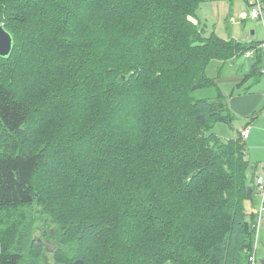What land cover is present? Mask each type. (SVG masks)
Listing matches in <instances>:
<instances>
[{
  "label": "trees",
  "instance_id": "16d2710c",
  "mask_svg": "<svg viewBox=\"0 0 264 264\" xmlns=\"http://www.w3.org/2000/svg\"><path fill=\"white\" fill-rule=\"evenodd\" d=\"M202 1L0 0V206H38L58 238L50 258L26 227L11 251L0 234V264H246L254 169L241 135L209 133L234 114L208 67L254 49L261 76L264 53L204 36Z\"/></svg>",
  "mask_w": 264,
  "mask_h": 264
},
{
  "label": "rangeland",
  "instance_id": "374dc122",
  "mask_svg": "<svg viewBox=\"0 0 264 264\" xmlns=\"http://www.w3.org/2000/svg\"><path fill=\"white\" fill-rule=\"evenodd\" d=\"M192 20L199 26V29L202 30L204 36H208L212 32H215L220 37H231L235 34L239 39H244L247 35L251 34V31L248 28L254 23L251 19L246 21L243 20L242 14L240 11H237L235 3L219 2V0H203L196 9ZM258 22L261 24L260 21ZM261 26L263 28L262 24ZM241 62L242 58L239 57L237 64H241ZM247 62L248 64L251 63L249 59H247ZM227 65L222 66L218 61H215L208 67L209 75L216 79L219 87L222 83L221 80L228 75L227 73L230 70ZM231 77H233V75ZM231 77L228 76V79ZM47 81L48 80L37 79L36 77L33 82H31V85L30 83H26L19 86L13 85V87L18 97L28 98V96L33 97L39 95V88L44 86V83ZM215 88L216 87H207L197 89L193 95L197 98L213 97L215 95ZM209 133L217 135L222 140H228L238 136L237 130L234 129V123L232 122H218ZM260 134L262 133L259 131H253V139L257 142H263L264 140H261ZM262 137H264V134H262ZM29 144L32 143L26 142L22 139L20 142V150L23 152L28 151L33 147V144ZM245 145L247 158L250 161L251 168L254 169L255 176L264 173L263 162L259 163L257 161L260 157V149L255 148L249 150L247 142ZM253 185L255 186L254 183ZM251 207L252 209H255V206L253 207V204L249 203V209H251ZM24 227H26L27 232L29 230L31 231V235L28 236L30 241L38 239L39 241L46 243V250L49 252V255L56 249V246L58 245V238L55 231L56 228L49 218L41 214L38 206H29L26 204H20L17 206H0V234L3 240L4 251H11L22 244L23 246L25 245L22 236ZM262 253H264V233L260 257L262 256ZM49 257L52 258V255ZM50 258L49 260H51ZM51 262L53 261L51 260ZM162 264H173V262L169 260Z\"/></svg>",
  "mask_w": 264,
  "mask_h": 264
},
{
  "label": "crops",
  "instance_id": "0c3cea01",
  "mask_svg": "<svg viewBox=\"0 0 264 264\" xmlns=\"http://www.w3.org/2000/svg\"><path fill=\"white\" fill-rule=\"evenodd\" d=\"M220 1L235 3L236 9L241 12L243 20L246 21L251 19L252 22H254L248 28L251 34L247 35L244 39L237 38L235 34L231 37L223 36V38H233L237 41L251 44L260 43L263 40L264 29L261 26L262 23L260 24L258 22L259 20L257 21L249 16V0H219V2ZM237 63L238 58H236L235 61L229 62V64L227 63L228 65L225 64L230 70L227 73L228 75L221 80L220 89L224 95L228 96L227 102L232 111V115L234 114L232 123H234V129L237 130L238 136L241 135L243 129L246 127L249 128V135L244 140L245 144L246 142L248 143L249 150L255 148L260 149V157L257 161L259 163L263 162L264 164V141L257 142L253 139V131H259L264 134V73H260L261 76H256L255 73H252L254 68L252 62L248 64L247 59L244 57H242L241 64ZM246 74L250 75L245 78ZM232 75L233 77H231ZM228 76L231 78L228 79ZM262 134H260V137L261 140H264ZM252 172L254 171H251V173Z\"/></svg>",
  "mask_w": 264,
  "mask_h": 264
},
{
  "label": "built area",
  "instance_id": "2783aa9c",
  "mask_svg": "<svg viewBox=\"0 0 264 264\" xmlns=\"http://www.w3.org/2000/svg\"><path fill=\"white\" fill-rule=\"evenodd\" d=\"M249 16L252 19L261 21L264 29V1L263 0H249ZM259 47L263 49L264 53V37L259 43ZM254 54V49H249L245 53V58L250 59ZM264 73V66L261 70ZM249 135V128H245L241 131V136L246 139ZM264 170V167H263ZM254 184L257 189V210L256 219L252 225L253 229V243L251 248L245 249L246 252V264H261L260 253L261 246L263 244L264 233V173L254 177Z\"/></svg>",
  "mask_w": 264,
  "mask_h": 264
},
{
  "label": "water",
  "instance_id": "95a60500",
  "mask_svg": "<svg viewBox=\"0 0 264 264\" xmlns=\"http://www.w3.org/2000/svg\"><path fill=\"white\" fill-rule=\"evenodd\" d=\"M13 47V36L5 28L4 24L0 23V57L8 56ZM255 173L252 172L250 175V182H254ZM260 263L264 264V254L260 257Z\"/></svg>",
  "mask_w": 264,
  "mask_h": 264
}]
</instances>
